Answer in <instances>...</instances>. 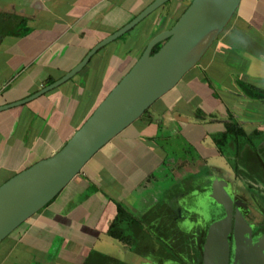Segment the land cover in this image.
<instances>
[{"label":"crops","instance_id":"0c3cea01","mask_svg":"<svg viewBox=\"0 0 264 264\" xmlns=\"http://www.w3.org/2000/svg\"><path fill=\"white\" fill-rule=\"evenodd\" d=\"M153 1L0 0V106L61 77ZM190 1L168 0L100 47L85 71L87 64L54 90L1 110L0 184L48 157L31 159L53 139L62 147L149 39L172 26ZM208 50L204 64L197 63L185 73L197 68L190 77L185 81L182 77L155 100L154 109L148 108L147 121L140 117L133 121L100 148V158L95 157L97 151L84 164L89 167L83 171L82 167L52 199L55 207L46 209L51 200L4 238L0 264H84L100 234H107L116 214L115 201L157 192L154 174L161 167L167 170L168 155L156 139L168 137V130L193 144L203 160L215 153L211 134L225 130L229 113L252 141L264 138V133L251 136L254 130H264V101L247 97L242 88L245 83L264 90V0H241L202 57ZM98 80L104 83L94 94ZM198 109L209 120L201 121ZM165 116L171 126H164Z\"/></svg>","mask_w":264,"mask_h":264},{"label":"water","instance_id":"95a60500","mask_svg":"<svg viewBox=\"0 0 264 264\" xmlns=\"http://www.w3.org/2000/svg\"><path fill=\"white\" fill-rule=\"evenodd\" d=\"M167 1L154 0L124 26L96 43L61 77L22 99L1 105L0 111L29 102L72 78L100 47L123 35ZM240 1L191 0L172 26L149 39L130 69L58 151L0 184V242L50 202L105 143L138 119L197 64L226 27ZM157 43L159 48L151 53ZM211 188L210 197L224 207L226 215L207 228L202 264H228L232 201L217 178ZM234 216L233 264H264V241L253 242L249 224L239 211Z\"/></svg>","mask_w":264,"mask_h":264},{"label":"flooded vegetation","instance_id":"af4514ba","mask_svg":"<svg viewBox=\"0 0 264 264\" xmlns=\"http://www.w3.org/2000/svg\"><path fill=\"white\" fill-rule=\"evenodd\" d=\"M152 50H151V53H152ZM53 81H48V82L51 83ZM208 82L212 83L211 81H208ZM243 91L245 95L249 98L264 101V98L252 97L246 94L245 89ZM200 111H201L200 109L196 111V112H199L197 113V115H200V118L199 116L198 118L201 121L209 120L207 117H204L205 115L201 114ZM226 120H227L226 128L224 131L211 134V139L213 141L214 147L216 148L215 153H211V156L206 157L205 160L199 157L198 152L195 157H190L188 159L183 158V159H186L187 161H190V164L194 165L195 167H200L201 169L205 167V169H202L203 171L197 170L198 172L189 174L187 170H181V173L187 172V174L186 175L181 174L180 176H178L180 179L178 180V182L181 181L180 182L181 185L178 183L179 187L176 186V187H172L171 190L168 189V193L164 196H162L163 195L162 191L159 194L156 192L155 193L150 192L151 194L150 198L149 196L146 195L145 197L141 198L140 202L137 200V202L134 203V205H132L131 208L124 206L126 210L130 211L135 218H136V214L134 210L135 211L139 210L138 203L142 204L143 207H145V211L140 216L141 217L140 220H143L142 217H144L145 219L143 220L144 222L143 221H140V222H142V224L144 223L145 228L150 230L153 234L154 233L157 234L156 233L157 231H165L164 233H166L167 235L166 237L167 241L166 240L164 241L166 245L164 247H166V249H168V245L172 246V244H170L171 242H169L171 238L168 239V214L173 218L174 225H175V229H174L175 233H172V234L169 233V236L175 238V243H173L174 245H177L178 247H180L182 244L184 245V248H182V252L180 253L182 260H184L181 264H198L199 262H200L199 264H202V251H203V244L205 241L207 228L211 222L217 219H221L226 215L224 207L210 197V194H212L211 183L214 178H217L222 183V186L224 187L226 193L228 194V196L230 197L232 201V217L230 221V229L227 233L228 264H233L234 262L233 254H234V247H235V239H234L235 211H239L240 214L243 216V218L246 220V222L249 224L251 228L250 237L252 238L253 242H259L260 240L264 241V197L261 196L256 191H253L254 188L252 187H247L246 188L247 190L245 191L238 190V188L241 187L239 184L243 183L244 181L246 183V186H249V184H252V183L253 184L259 183V184L264 185V138L253 141L254 150L258 157L259 165H260L259 166L260 170L258 169L257 171H254L251 168L250 162L245 161L244 154H243V151H244L243 149H245V147L249 145L248 139L252 143V140L249 137L247 139V136H249V134H247L246 131L242 128L241 124L238 125V120L234 117L233 114L229 113ZM230 124H233L234 127L236 128H240L242 130V133H237L235 131L229 130L228 127ZM263 133H264V130L258 129V130H254V132L251 133V136L252 135L257 136L258 134L263 135ZM214 136L218 138L214 140L213 139ZM250 148H253V147L251 146ZM217 156H220L221 158L219 157L217 158ZM216 160H222L221 162L224 163V165L226 166V169L223 168V166L220 168L219 163L216 164L215 162ZM176 162L177 161L175 160V162L173 161L171 163L172 167H175L174 165ZM223 169H224V173H222ZM171 170L173 171V168H171ZM165 171H166V168L161 167V169L158 168L156 170L155 174H159L161 172L163 174ZM200 174H203L207 176L208 178L205 179L204 176ZM238 177L242 179L241 182H236ZM182 189L185 192H182L180 195H182V199H184V202L183 203L181 202L182 204L179 203V200L177 198L180 195L177 193L176 196L177 195L178 196L177 197L175 196V201H177L176 203H177L178 208H174L171 204L173 203L172 201H174V193H175L174 191L182 190ZM153 194L155 195L152 196ZM185 196L187 197V199H189V201H186ZM204 197L205 198L207 197L206 198L207 201L205 202V205H204L205 208L203 209L199 206L198 203L203 200L205 201ZM247 199H251V201L254 202L252 203L255 205V209H256L255 211H257V214H259V218H258L259 221L257 220L254 221V220L249 219V218H252V215L246 208ZM116 202H119L121 204L120 201H115V203ZM176 210L178 211L177 214H176ZM206 210H208L207 212L210 213L209 215L207 214V217L204 216V211ZM157 215H159V218H162L165 222L158 224L157 219H156ZM184 218L188 222H186L183 228L180 226V221ZM136 219L137 221H139V218H136ZM191 228L192 230H196V232H198L197 234L198 242H199V238L200 237L202 238V236L204 235V241L202 244L201 251L198 250L197 252L196 250L197 247L199 248L200 246L199 243H197L196 247L192 244V242L195 243V240L193 238H192L193 240L190 241V243L188 244L186 242H183L184 236L182 235V232L185 231V233H187L189 232L188 231L189 229L191 230ZM160 240H163V239H160ZM128 247L133 248L132 246H128ZM189 247H191L194 250V252L196 250V252L195 253L192 252L189 254V252L187 251ZM199 254H201L200 258H199L200 256ZM166 262L169 263L172 261L168 260L167 257H163L160 255L158 256V261L156 264H165ZM177 263H180V262L177 261Z\"/></svg>","mask_w":264,"mask_h":264},{"label":"rangeland","instance_id":"374dc122","mask_svg":"<svg viewBox=\"0 0 264 264\" xmlns=\"http://www.w3.org/2000/svg\"><path fill=\"white\" fill-rule=\"evenodd\" d=\"M9 22H11V21H9ZM0 28H2V27H0ZM209 56L210 55H209V50H208V52L197 62L198 63L197 65H199V67H200V65L204 64L205 61L209 59ZM93 61L94 60L90 61V63H88L84 67L83 71H85L91 64H93ZM196 69H194V70H196ZM194 70H191L189 73L185 74L183 76L184 77L183 78V81H185L188 77H190L192 75V71H194ZM103 83L104 82L102 80H98V83L93 86L96 89V90H94V94L100 90V86ZM112 85L113 84H111V82L108 83V84H106V86H107L106 91H108V89L110 87H112ZM178 86H180V85H178ZM103 91H104V89H103ZM98 95H103V94H98ZM159 101H163V99H160ZM156 104H157V102L155 101L149 107L148 112L151 111L152 109H154V107L156 106ZM147 114L148 113L140 116L139 119H142V120L147 121L148 120ZM163 124H164V126H169V125L171 126V123L169 122V119L166 118V116L163 119ZM73 125H76V124L74 123ZM172 128L177 132V130H176L177 127L176 126H174ZM172 133L173 132H171L170 130H168V137H166V138H163V137H160L159 138L158 137L156 139V142L158 144H161L164 147V149L166 150L167 155H168V170H166L167 172L165 171L166 173H163V174H155V177H158V178H157L156 184H154V187H156L157 190H158V192H156V193L159 194L162 191V193H163L162 196H164V195H166L168 193V189L171 190L172 187L178 186V183L181 185V183H180L181 181L178 182V180H180L178 176H180L181 174H184V175L187 174V172L181 173V170H187L189 172V174H190V173H196V172H198L197 170L203 171L202 169H205V167H203L202 169L200 167H195L194 165L190 164V161H187L186 159H183V158H187L188 159L190 157H195L196 154H197V152L195 151L196 147L193 144L191 145L190 143H188L185 140V138L183 136H181L179 133H177V134H172ZM60 142L61 141L58 142L57 139H53L52 142L43 150V152H41V153H39L37 155H34V156H32V158L31 157L30 158L34 160L37 156H43V157H45V156H51V155H53L56 151L59 150V148H61L60 147L61 146L60 145ZM98 152H97V156H95V157H97V159L101 157V153H103V150H100L99 149ZM40 154H42V155H40ZM92 159L89 162L93 161ZM175 160L177 161L175 163V165H174L175 167H172V164L171 163L173 161L175 162ZM221 161L222 160H216L215 162H216V164L219 163L220 168L223 166V168L226 169V166ZM215 162H214V164H215ZM86 167H89V165L86 164V166L82 168V171L85 170ZM171 168H173V171L171 170ZM227 169H228V167H227ZM222 173H224V169H223ZM200 175H203V174H200ZM203 176H204L205 179L208 178L205 175H203ZM241 181H242V179L240 177H238V179L236 180V182H241ZM239 185L241 187L238 188V190H244L245 191V190H247L246 189L247 187H252V188H254L253 191H256L257 193H259L261 196L264 197V185L263 184H259V183L253 184L252 183V184H249V186H246V183L244 181L243 183H240ZM64 191H65V189H64ZM140 192H142V191H140ZM174 192H175L174 193V201H172L173 203H171V204H172V206L174 208H178L177 207V203H176L177 201H175V196H176L177 193L180 195L182 192H185V191L182 189V190H176ZM143 193L145 195L149 196V197L151 195L150 194V191H146V192H143ZM142 194H139V195L138 194H134V195L130 196L128 199H126V201H124V203H123L124 205L122 204V202H121V204L123 206L128 207V208H131V206L134 203H136L137 200L139 202L141 201V198H138V197L142 196ZM61 195H62V193H61ZM61 195H58V196L60 197ZM109 196L110 195H107L106 196L107 197V200L110 198ZM206 198L204 197L205 201L203 200V201H201V202L198 203L199 206L201 208H203V209L205 208L204 205H205V202L207 201ZM177 199L179 200V203L180 204H182L184 202V199H182V195L178 196ZM185 199H186V201H189V199H187L186 196H185ZM53 201L54 200H52L48 205H46L47 207L46 206H44V207H46V209L47 208L50 209V208L55 207L56 202H53ZM252 202L253 201H251V199H247V202H246V208L250 212V214L252 215V218H249V219L250 220H254V221L255 220L259 221V219H258L259 218V214H257V211H255L256 210L255 209V205L253 204L254 202L253 203ZM138 208H139V210L137 209L138 211H135L134 210V212L136 214V218H139V221H143L145 218L142 217L143 220H140L141 219L140 216L145 211V207H143L142 204H139L138 203ZM207 211L208 210L204 211V216H206V217H207V214L208 215L210 214ZM177 213H178V211L176 210V214ZM81 220H82V223L85 221V219H81ZM182 220L180 221V226L184 228V225L188 221H186L185 218L182 219ZM143 225H144V223H143ZM188 231L189 232L186 231L187 233H185V231L182 232V235L184 236L183 242H186L188 244V243H190L191 240L194 239L195 240V243H196V246H197V242H198L197 241V236H198L197 234H198V232H196V230H192V228H191V230L189 229ZM78 234H80V233L78 232ZM100 235H101L100 238L96 241V243H95L94 247L92 248V250H96V251H98L100 253H103L104 252L106 255H108L110 257H113L114 259H117L118 260V263L117 264H121V263L122 264H156L157 261H158V256L161 255V253H163L164 251L160 252L159 254L156 253V252L157 251H160L162 249L165 250V251H167L166 247H164V246H166L165 243H164V241L165 240L167 241V239H166L167 235H165V234L162 235V238L161 239H163V240H159V239L158 240H155V239H151L150 238V239H148L146 241H142V240L136 239V243H137L138 246H141V247L142 246H145L149 250V251L144 252L142 254H141V252L138 253V250H136V249L134 250V247L133 248H130V247H128L129 245L127 246V245L121 243L120 241H118L116 239H113L112 237L108 236L104 232H102ZM156 235H158V234H155L154 233V236H156ZM89 238H92V237L89 236ZM174 240H175V238L172 237L169 240V242H171L170 244H172V246L174 247L175 250H177L178 252H182V251H180L178 249L179 247L177 245H174L173 244V241ZM4 241H5V239L0 242V251L4 247ZM187 251L189 252V254L192 253V252L193 253L196 252V250L194 252V250L191 247H189V249ZM170 263H172V264H178L177 261H175V262L173 261V262H169V263L166 262L165 264H170ZM179 264H181V263H179Z\"/></svg>","mask_w":264,"mask_h":264},{"label":"trees","instance_id":"16d2710c","mask_svg":"<svg viewBox=\"0 0 264 264\" xmlns=\"http://www.w3.org/2000/svg\"><path fill=\"white\" fill-rule=\"evenodd\" d=\"M26 30L27 29H24V31H26ZM159 46H160V43H157L154 46L152 53L157 51ZM49 81H51V80L49 79ZM242 88H243V90L245 89L246 94L249 96L264 98V91L260 90L259 88L255 87L253 85L250 86V85H246L245 83H242ZM147 110L148 109H146L144 111V113L147 112ZM228 129L235 131L237 133H242V130L240 128L234 127L233 124H230ZM216 138H218V137L214 136L213 139L216 140ZM247 139H248V137H247ZM248 142H249V145L247 147H245V149H243L244 150L243 151L244 159L246 162H250L251 168L254 171H257L259 169L260 165H259L258 157H257L255 150H254V143H253V141L251 143L249 139H248ZM251 146L253 148H250ZM115 204H116V215L114 216V218L109 223V226L107 229V234L110 237H112L118 241H121L124 244H127L129 246L134 247V250L136 249V250H138V252L144 253V252H147L149 250L145 246H142V247L138 246L136 243V239H139L142 241H146L150 238L160 240L162 238V235H164V234L166 235V233H164L165 231H157L156 233L158 235L154 236V234L150 230L145 228L144 225L142 224V222L137 221V219L133 216V214L130 211L126 210V208L123 205H121L119 202H116ZM153 218H155V217H153ZM156 219H157L158 224L165 222L162 218H159V215L156 216ZM174 229H175L174 220L168 214V239L172 238L171 236H169V233H171V234L175 233ZM203 241H204V235L202 236V238L200 237L199 242H197L200 245L199 246L200 249L198 247L196 249L197 252H198V250L201 251ZM173 243H175V240ZM192 244L194 246H196V243L192 242ZM182 248H184L183 244L178 249L180 251H182ZM162 251H164V252L161 253V256L167 257L168 260H171L172 262L178 261V262L182 263L184 261V260H182V257L180 255L181 252H178L172 246L168 245L167 251L162 249L160 251H157L156 253L159 254ZM199 255H200L199 256V258H200L201 254H199ZM117 263H118L117 259H114L113 257H110V256L106 255L105 253H100L96 250H92L88 254V256L84 262V264H117Z\"/></svg>","mask_w":264,"mask_h":264}]
</instances>
